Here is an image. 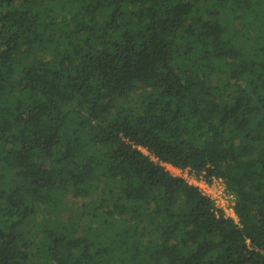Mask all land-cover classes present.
Returning <instances> with one entry per match:
<instances>
[{"label": "trees", "instance_id": "trees-1", "mask_svg": "<svg viewBox=\"0 0 264 264\" xmlns=\"http://www.w3.org/2000/svg\"><path fill=\"white\" fill-rule=\"evenodd\" d=\"M0 264H264V0H0Z\"/></svg>", "mask_w": 264, "mask_h": 264}, {"label": "built area", "instance_id": "built-area-1", "mask_svg": "<svg viewBox=\"0 0 264 264\" xmlns=\"http://www.w3.org/2000/svg\"><path fill=\"white\" fill-rule=\"evenodd\" d=\"M145 153H148L146 150ZM165 168L176 177H181L190 185L198 187L206 196L214 201L217 209L223 210L225 215L238 220L235 213L236 196L230 193L221 179L213 178L208 181L204 176H198L190 168L177 167L170 163H163Z\"/></svg>", "mask_w": 264, "mask_h": 264}]
</instances>
